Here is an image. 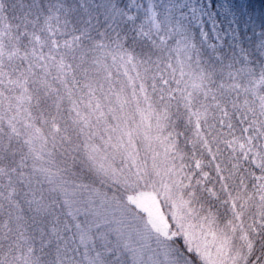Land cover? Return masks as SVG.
Wrapping results in <instances>:
<instances>
[{
    "label": "snow or ice",
    "instance_id": "6c2138e0",
    "mask_svg": "<svg viewBox=\"0 0 264 264\" xmlns=\"http://www.w3.org/2000/svg\"><path fill=\"white\" fill-rule=\"evenodd\" d=\"M0 264H264V59L165 0H0Z\"/></svg>",
    "mask_w": 264,
    "mask_h": 264
},
{
    "label": "trees",
    "instance_id": "16d2710c",
    "mask_svg": "<svg viewBox=\"0 0 264 264\" xmlns=\"http://www.w3.org/2000/svg\"><path fill=\"white\" fill-rule=\"evenodd\" d=\"M241 1L242 13L230 23V30L218 24L206 34L201 25L183 21L205 62L214 63L218 57L240 59L243 55L256 61L264 59V0Z\"/></svg>",
    "mask_w": 264,
    "mask_h": 264
},
{
    "label": "rangeland",
    "instance_id": "374dc122",
    "mask_svg": "<svg viewBox=\"0 0 264 264\" xmlns=\"http://www.w3.org/2000/svg\"><path fill=\"white\" fill-rule=\"evenodd\" d=\"M165 3L174 5L183 21L201 25L206 34L218 24L230 30V23L242 13L241 0H165Z\"/></svg>",
    "mask_w": 264,
    "mask_h": 264
}]
</instances>
